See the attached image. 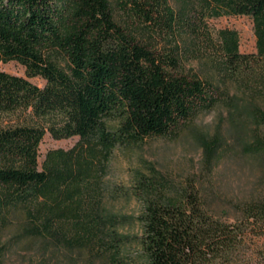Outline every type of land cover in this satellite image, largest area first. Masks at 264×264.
I'll use <instances>...</instances> for the list:
<instances>
[{
	"label": "trees",
	"instance_id": "obj_1",
	"mask_svg": "<svg viewBox=\"0 0 264 264\" xmlns=\"http://www.w3.org/2000/svg\"><path fill=\"white\" fill-rule=\"evenodd\" d=\"M128 2L147 24L166 31L181 25L202 45L217 48L231 71L264 61V0H196L181 13L161 11L159 0ZM208 15L251 17L257 52L242 53L238 33L228 28L216 43ZM10 61L23 65L25 76L0 69V113L60 112L66 120L50 134L79 137L68 150L48 152L40 169L45 129L0 127V214L24 204L31 231L51 238L61 236L62 223L88 238L83 193L117 146L173 135L222 98L213 84L177 72L174 51L151 48L117 24L107 0H0V63ZM112 117L121 120L115 129L105 121ZM260 120L264 125V113ZM243 212L246 221L222 220L194 188L149 201L142 219L150 264H264V246L244 247L250 220L264 232V200L245 204Z\"/></svg>",
	"mask_w": 264,
	"mask_h": 264
},
{
	"label": "rangeland",
	"instance_id": "obj_2",
	"mask_svg": "<svg viewBox=\"0 0 264 264\" xmlns=\"http://www.w3.org/2000/svg\"><path fill=\"white\" fill-rule=\"evenodd\" d=\"M107 1L117 24L151 48L174 51L180 60L177 72L213 84L221 90L222 98L173 135L150 137L113 150L105 168L83 193L91 223L85 240L67 223L58 226L59 238L33 233L27 208L21 203L0 214V264H150L143 245L142 219L149 201H166L194 188L210 213L240 222L246 221L245 204L264 200V125L260 120L264 113V61L242 72L231 71L217 48L202 45L183 26L166 31L144 22L128 0ZM159 3L163 12L181 13L197 2ZM205 21L216 43L220 42L219 31L228 28L238 33L242 53L257 52L251 17L208 15ZM0 69L25 76L24 66L16 61L0 63ZM31 80L45 85L41 77ZM65 120L60 112L40 116L31 108L0 113L1 128L26 125L45 129L39 148L40 169L48 152L68 150L78 142V136L55 139L50 134L51 126L61 127ZM105 121L108 128L115 129L121 120L112 117ZM250 222L244 241L248 252L264 246L259 223Z\"/></svg>",
	"mask_w": 264,
	"mask_h": 264
}]
</instances>
